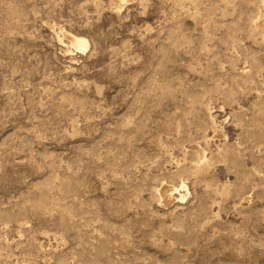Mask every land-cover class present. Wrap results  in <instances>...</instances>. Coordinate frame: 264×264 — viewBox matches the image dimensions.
Returning a JSON list of instances; mask_svg holds the SVG:
<instances>
[{"label":"rangeland","instance_id":"rangeland-1","mask_svg":"<svg viewBox=\"0 0 264 264\" xmlns=\"http://www.w3.org/2000/svg\"><path fill=\"white\" fill-rule=\"evenodd\" d=\"M261 16L0 0V264H264Z\"/></svg>","mask_w":264,"mask_h":264},{"label":"bare ground","instance_id":"bare-ground-1","mask_svg":"<svg viewBox=\"0 0 264 264\" xmlns=\"http://www.w3.org/2000/svg\"><path fill=\"white\" fill-rule=\"evenodd\" d=\"M258 24L264 26V17L261 16L259 17L258 21H257ZM65 35V34H64ZM65 39L68 40V42L71 44L72 47H74L75 49H80V48H85L86 47V44L84 41H82L81 39H78V38H75L73 36H68V35H65ZM200 156V155H199ZM201 157V158H200ZM198 158H200V160L198 159V161L200 162L203 158V156H200ZM203 163L205 162L204 160L202 161ZM200 164V163H199ZM165 188L161 189L160 191V196L158 194V197L162 200H167L168 197L172 198V190L174 188L172 187H167L164 186ZM181 188V187H180ZM183 188V187H182ZM172 189V190H171ZM160 190V189H159ZM174 192V191H173ZM172 193V194H171ZM174 198V197H173ZM159 199V200H160ZM162 203V202H161Z\"/></svg>","mask_w":264,"mask_h":264}]
</instances>
